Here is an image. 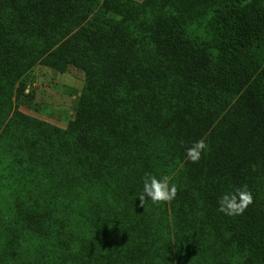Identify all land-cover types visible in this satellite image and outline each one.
I'll list each match as a JSON object with an SVG mask.
<instances>
[{
	"label": "trees",
	"instance_id": "1",
	"mask_svg": "<svg viewBox=\"0 0 264 264\" xmlns=\"http://www.w3.org/2000/svg\"><path fill=\"white\" fill-rule=\"evenodd\" d=\"M22 30L61 40L45 62L82 68L83 107L66 135L33 120L18 165L0 168V264L17 219L75 264H264V0H0V134L15 68L40 56ZM146 172L170 176L176 198L142 206ZM245 184L247 210L219 212Z\"/></svg>",
	"mask_w": 264,
	"mask_h": 264
},
{
	"label": "rangeland",
	"instance_id": "2",
	"mask_svg": "<svg viewBox=\"0 0 264 264\" xmlns=\"http://www.w3.org/2000/svg\"><path fill=\"white\" fill-rule=\"evenodd\" d=\"M196 1L187 0L191 4ZM30 34V32L22 30V34H20V38L23 40L22 45L25 46L30 41L37 42L39 46L36 48L38 50L36 54H40V56L29 65L25 62L19 68H15L19 71V76L17 81L13 83L9 94L11 99L8 106L11 111L10 119L4 126L2 134H0V168L18 165L14 160L19 157L21 150L24 148L25 141L23 138L27 133V126L34 125L33 120L45 123L47 126L44 128L48 131L54 129L66 130L65 133H62L66 135L72 133L68 124L74 121L77 122V119L81 118V108L83 107L81 106V92L83 90L84 71L73 63H68L63 70H58L47 64L45 61L48 59V52L58 46L61 40L58 41L57 39L52 44L48 42L46 45L45 42L48 40L46 37L33 40L36 36H29ZM9 35L14 37L15 34L11 30ZM54 35L57 36V33ZM227 56V60L231 62L234 59L238 62L240 59V57L235 58L236 53ZM18 58L19 61L24 60L26 55L18 54ZM110 60L109 58L107 62L110 63ZM96 74L103 76L102 71H98ZM74 126L78 133V126ZM209 129L210 123L207 122L203 125V131L197 140L204 138ZM7 202L8 198L2 193L0 195V227L4 226L2 214L5 211ZM53 202L55 201L53 200ZM56 202L52 205V210L56 205H65L66 207V194L65 196L60 194ZM55 213L59 215V212ZM14 226L18 235V242L13 245L5 232L6 236L2 240L5 243L3 264H75L74 262L77 261L72 256L62 253L57 254L56 247L53 248L48 243V235L39 242V236H36L29 229L26 230L24 222L17 219ZM57 239L58 237L55 236L52 241L56 242Z\"/></svg>",
	"mask_w": 264,
	"mask_h": 264
},
{
	"label": "clouds",
	"instance_id": "3",
	"mask_svg": "<svg viewBox=\"0 0 264 264\" xmlns=\"http://www.w3.org/2000/svg\"><path fill=\"white\" fill-rule=\"evenodd\" d=\"M209 151V145L205 139L193 141L185 149L186 160L197 163L203 154ZM170 176L164 175L157 177L152 173L146 172L142 177L143 189L137 194L139 203L143 206L147 200L153 204H167L176 198L178 186L171 182ZM218 211L226 216L242 215L253 203V195L248 186H234L230 190L222 193L218 199Z\"/></svg>",
	"mask_w": 264,
	"mask_h": 264
}]
</instances>
